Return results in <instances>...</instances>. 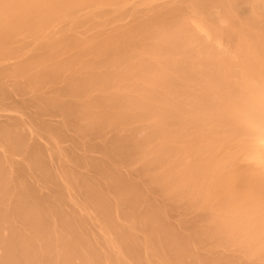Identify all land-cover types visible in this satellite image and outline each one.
<instances>
[{"label": "bare ground", "instance_id": "obj_1", "mask_svg": "<svg viewBox=\"0 0 264 264\" xmlns=\"http://www.w3.org/2000/svg\"><path fill=\"white\" fill-rule=\"evenodd\" d=\"M0 264H264V0H0Z\"/></svg>", "mask_w": 264, "mask_h": 264}, {"label": "rangeland", "instance_id": "obj_2", "mask_svg": "<svg viewBox=\"0 0 264 264\" xmlns=\"http://www.w3.org/2000/svg\"><path fill=\"white\" fill-rule=\"evenodd\" d=\"M255 76H257V75H255ZM255 76H254V77H255ZM257 77H258V76H257ZM249 79H250V78H249ZM257 79H258V78H257ZM244 80H245V79H244ZM250 80H252V79H250ZM250 80H249V81H250ZM249 81H248V83H249ZM244 82H245V81H244ZM246 82H247V79H246ZM258 82H260V79H258ZM258 82H257V84H258ZM251 83H252V81H251ZM257 84H256V85H257ZM259 84H260V83H259ZM249 85H250V83H249ZM203 138H204V137H203ZM203 138H201V139L199 140L200 142L198 141V143H195V145H194V146H195V147H194V152H193L195 156L197 155V157H199V159L201 158L200 160H202V161L205 162V161H207V160L210 159V156L214 155V157L212 156L213 158H212V157H211V158L214 159V160H212V161L215 162V160H216L215 158H216V157L218 158V155L220 156L222 152H223L222 156H226V155L229 154V149H227L228 151L225 150V149H224L225 146H224L223 148H222V147H220V148L218 147V148H219L218 150L214 149V151H213L212 148H211V145H210L209 143H207V141L204 140V139H206V137H205L204 139H203ZM198 139H199V138H197V140H198ZM202 139H203V140H202ZM234 140H235V139H234ZM234 140H232V141H234ZM238 140H239V141H238ZM195 141H196V139H195ZM201 141H202L203 144H204V141L206 142V143L203 145V146H205V145L207 146V147H204V149H206V150H205V154L207 153L206 156H205V154L203 153V152H204V149H203V147H201V146H202ZM240 141H243V140H242L240 137L237 136L236 141H234V142H238V144H239ZM242 143H244V142H240V144H242ZM197 144H198V145H197ZM208 144H209V145H208ZM236 144H237V143H236ZM238 144H237V145H238ZM181 145H182V144H181ZM198 146H199V147H198ZM208 146H209L210 148H208ZM228 146H230V145H228ZM196 147H197V148H196ZM195 148H196V151H195ZM199 148H200V149H199ZM201 148H202L203 150H202ZM207 148H208V149H207ZM199 150H201V151H199ZM211 150H212L213 152H210ZM223 150H224V151H223ZM202 151H203V152H202ZM206 151H207V152H206ZM215 151H218V152L215 153ZM225 151H226V152H225ZM197 152L199 153V156H198V153H197ZM201 152H202V154H203L204 156H203L202 154L200 155ZM196 153H197V154H196ZM211 153H214V154H211ZM226 153H227V154H226ZM208 154H211V155H208ZM217 154H218V155H217ZM224 154H226V155H224ZM200 156H201V157H200ZM202 157H206L207 159H206V158H203V159H202ZM218 159H219V158H218ZM218 159H217V160H218ZM185 161L187 162V160H185ZM209 161H211V159H210ZM242 164H243V163H242ZM244 164H245V163H244ZM212 166H213V165H212ZM234 166H235V165H234ZM234 168H235V170H236L237 167H234ZM237 170H238V169H237ZM238 171H239V170H238ZM238 171H237V172L235 171V177H236L237 179H238V177H237V175H238ZM236 173H237V174H236ZM221 175H222V177H223V174H221ZM224 176H226L225 178H229V177H227V175H224ZM232 178H234V177H232ZM232 178L230 177V179H232ZM236 178H234V179H236ZM232 181L234 182L235 180H232ZM237 181H239V180H236L235 182H237ZM237 183H240V181L237 182ZM223 193H225V192H223ZM223 193H221V195H223ZM220 197H221V196H220Z\"/></svg>", "mask_w": 264, "mask_h": 264}]
</instances>
